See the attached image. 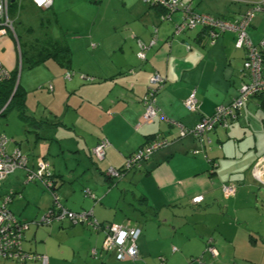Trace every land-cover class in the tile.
<instances>
[{
    "label": "crops",
    "instance_id": "crops-1",
    "mask_svg": "<svg viewBox=\"0 0 264 264\" xmlns=\"http://www.w3.org/2000/svg\"><path fill=\"white\" fill-rule=\"evenodd\" d=\"M31 6L52 12L56 35L50 34L47 42L67 48L69 62L66 67L46 57L39 63L46 76L37 88L43 101L36 107L30 92L37 86L31 85L28 74L21 76L19 87L28 116L26 136L22 141L17 136L10 138L8 151L21 150L30 167L44 157L67 209L91 212L100 224L138 229V258L133 262L158 264L162 258L166 264H264V196L256 186L261 183L253 177L254 169H264V97L250 98L234 123L209 132V143L198 154H193L200 150L197 141L189 134L179 138L177 128L170 124L192 129L200 118L236 98L246 79L244 53L235 48L236 35L224 33L213 44L201 29L174 35V17L160 22L163 11L142 0H53L49 10ZM246 9L241 5L235 19ZM195 11L212 12L210 8ZM252 24L247 34L258 44L260 40L251 35L256 30ZM153 38L156 44L145 51L144 61L139 60L137 42L149 45ZM66 72L71 73L69 78ZM154 74L165 80L155 97L158 117L151 125L137 128L142 98ZM192 92L199 106L195 113L184 107ZM156 136L168 144L143 160L139 168L125 173L118 184L153 219L143 227L130 221L108 223L113 221L110 213L116 204L112 192L93 202L81 196L80 189L83 184L101 186L106 168H121ZM103 139L109 146L104 160L96 164L90 150ZM15 173L19 188L11 194V205L17 199L19 204L11 209L8 204V210L25 222L40 219L50 196L38 184L26 183L23 171ZM225 184L235 185V194L227 199L221 189ZM199 196L203 201L193 205L191 200ZM32 225L25 231L29 235ZM39 226L48 227L34 231L33 238L42 235L40 242L33 248L23 237L22 250L45 256L47 264L66 263L64 257L78 264L77 258L85 262L89 256L109 263L113 258L108 255H116L102 251L104 231L61 221ZM161 226L167 232L162 238L157 232ZM55 234L57 248L50 243ZM210 241L216 256L206 252Z\"/></svg>",
    "mask_w": 264,
    "mask_h": 264
},
{
    "label": "built area",
    "instance_id": "built-area-1",
    "mask_svg": "<svg viewBox=\"0 0 264 264\" xmlns=\"http://www.w3.org/2000/svg\"><path fill=\"white\" fill-rule=\"evenodd\" d=\"M32 5L39 10H48L53 5V0H29ZM234 2H241L247 6L246 11L237 19L226 20L214 17L207 13H197L190 4H185L182 0H142V2L151 8H159L163 11L160 15V22L170 21L172 16L179 15L178 22L174 25V35H182L193 32L197 29H203L206 32V37L210 44H213L216 39L224 33L231 32L236 35L235 48L244 52V59L242 70L247 83H243L236 98L226 106H219L214 113L208 117H202L195 124L192 129H187L177 122H170L178 130V137L182 138L185 135H191L198 143L200 150H196L193 154H198L205 148L209 139L207 134L213 131L216 127L227 128L228 125L234 122L239 112L243 109L244 104L256 95L264 96V40L258 45H254L247 30L250 27L253 19L258 14H264V0H232ZM11 0H0V39L6 35H12L16 40L14 21L9 16V4ZM156 33V32H154ZM156 44V39H152L149 45L138 44L139 51L137 58L141 61L145 60V51ZM10 76L9 71L0 62V83L7 80ZM68 77V75H66ZM165 80L158 74L150 77L146 93L143 97V111L140 115L137 128L146 125H151L158 117V110L155 104V97ZM184 107L189 113L197 112L199 106L198 101L192 92L184 101ZM3 110V109H2ZM1 110V111H2ZM0 111V113H1ZM11 143L5 135L0 134V180L9 176L16 170H23L27 173V181L36 177L30 170L27 169V159L22 155L20 150L14 149L8 151V145ZM168 144V141L162 137L157 136L155 140L146 144L140 150L125 161L124 169L131 171L137 166L138 162L154 151L163 148ZM109 143L107 140H102L92 150L93 156L102 161L105 157V151ZM38 174L46 169V164L42 160H38ZM124 170V171H125ZM106 175L115 180L122 177V173L114 168H107ZM253 177L259 183L264 184V169L257 168L253 171ZM49 187V186H47ZM222 194L225 199L232 197L235 194V185L225 184L222 186ZM10 196L0 203V259L12 260L16 262H24L27 259L37 260L41 264H47V258L43 255H28L22 250V236L28 229L29 225H49V221L42 218L38 223L25 222L16 218L7 210V204L10 203ZM203 201V197H195L191 200L192 204H198ZM91 216L89 213L73 214L68 211H61L57 221L68 217L73 225L77 223L88 222ZM91 221H89L90 223ZM93 229H98L95 221L90 223ZM95 225V226H94ZM104 239L102 241V251L112 252L117 255L118 260H136L138 258L136 241L139 237L140 231L134 228H123L117 225H107L103 229ZM211 255L216 256L214 248L208 249ZM93 256L96 252L93 251Z\"/></svg>",
    "mask_w": 264,
    "mask_h": 264
},
{
    "label": "rangeland",
    "instance_id": "rangeland-1",
    "mask_svg": "<svg viewBox=\"0 0 264 264\" xmlns=\"http://www.w3.org/2000/svg\"><path fill=\"white\" fill-rule=\"evenodd\" d=\"M185 4H190L191 7L195 10H203L204 9H211L212 12L210 14L212 16H215L217 18L221 19H227V20H233L235 17H237L236 10L240 8L241 5H244L241 2H234L232 0H182ZM32 3H30L29 0H16V4L13 8L9 10V16L14 21L15 26V34L18 38H15L10 34L2 37L0 39V60L3 63V65L7 69L16 70L18 73L17 79L18 81L21 79V76L25 78L26 75L30 76L31 78V85L37 86L35 92H30V96L32 97L31 104L32 106L36 107L38 103L42 102L43 99L39 97V94L36 92H39L38 85L42 81V79L45 78L46 72L43 71V65L39 64L38 66L34 67H28L27 61L24 59V61L21 60L20 50L24 53V57L26 58L25 54L29 56V54L32 52H41L45 48V44L47 43V40L50 39V34L56 35V26H55V18L52 14V12L47 13L41 12L38 10H35L32 6ZM247 7V6H245ZM194 10V11H195ZM196 12V11H195ZM199 13V12H197ZM207 13V12H206ZM209 14V15H210ZM175 19V23L179 20V15L175 14L173 15ZM231 19H230V18ZM60 19V18H58ZM173 19V20H174ZM256 26V30H254L251 35H253V38L255 40H260L259 43L264 40V14H258L255 16V19L253 20V24ZM19 43V47L17 43ZM258 43V44H259ZM257 43L254 45L256 46ZM257 44V45H258ZM19 50V52H18ZM243 52L242 50H238ZM244 53V52H243ZM23 62V63H22ZM11 66V68H9ZM23 68V69H22ZM22 69V71H21ZM29 70V71H28ZM24 80H22L23 82ZM248 82V79H245V83ZM242 82L240 86L243 84ZM16 101L13 102V104L8 108V110L4 113L3 116L0 117V133L4 134L9 140H12L10 138H14L17 136V139L21 141L24 139V136H26L25 130V121L19 117V114L16 112ZM20 170H16L15 172H18ZM22 171V170H21ZM12 173L9 176L3 178L0 180V199L7 197L6 195L10 196L12 192L18 191L17 189L19 186H15L16 182H18V179L16 178L17 173ZM14 174V175H13ZM18 175V174H17ZM87 182H91V180H87ZM116 185L113 187L108 188L109 185L102 179L101 186H88L89 184H83L82 188L80 189L81 196L84 197L82 189H88L93 194L96 195L98 199H100L103 195H105L108 191L112 192L110 196H113L114 200L116 201V204H112L111 208V217H113V221H109L108 223H114V222H127L130 221L131 223H135L137 226L143 227L146 225L150 220L153 219V216L151 214H148L144 208L139 203L133 202L131 199V192L129 191L127 194L123 193L122 189L118 184L121 182L120 180L116 181ZM258 188H260L261 195L264 196V185L257 184ZM101 189L102 192H101ZM100 191V193H98ZM108 194V193H107ZM109 196V197H110ZM17 197V194L16 196ZM102 199V198H101ZM19 199L16 201H13L12 205L9 204V208L16 206V204H19ZM106 207V206H105ZM39 220V219H38ZM157 225V223H156ZM155 225V226H156ZM36 228H39V230L47 229V226H39L36 227V225H32L30 228V235L29 233L25 232L23 237L24 239H29L28 243L31 244V246L34 248V244H38L40 242V237L42 235H37L36 238H33V233ZM155 227L154 233L156 234L159 232L160 237L162 238L167 232L164 231V227H159V230L157 231ZM157 231V232H156ZM58 236L53 235V238H51L50 243L54 245L56 248L59 245L58 241L56 240ZM264 242V241H262ZM23 245L25 247L28 246L26 244V241L23 242ZM41 254L42 252H37ZM109 257H112L113 261H109V263L106 262V259H95L91 256L87 257L85 262L80 259H76L78 261V264H151L147 261H131L128 259L125 260H118L116 258V255L113 253H110L108 255ZM68 257V256H67ZM72 258H66L64 257L63 260L66 263L59 262L58 264H70ZM83 259V258H82ZM0 264H19L15 261L8 260H2L0 259ZM22 264H40L37 260L27 259Z\"/></svg>",
    "mask_w": 264,
    "mask_h": 264
},
{
    "label": "trees",
    "instance_id": "trees-1",
    "mask_svg": "<svg viewBox=\"0 0 264 264\" xmlns=\"http://www.w3.org/2000/svg\"><path fill=\"white\" fill-rule=\"evenodd\" d=\"M16 2V1H15ZM15 6V3L12 4V2L9 4V10L11 8H13ZM51 9V8H50ZM49 10V9H48ZM203 30V29H201ZM205 31V30H203ZM206 33V32H205ZM16 38H18L16 36ZM139 42H137V46H138ZM142 44V43H141ZM144 45V44H143ZM20 46V45H19ZM45 49L41 52H34L36 53L35 55H33L34 53H31L29 56L27 54H25L26 58L23 56L24 53L20 50V55H21V60L24 61V59H26L27 61V65L30 66H35V65H38L39 63H42V61H44V58L46 57H51L53 59H56L57 61H62L61 63L64 64L66 67H67V64L69 62V52H68V49L67 48H63V47H60V46H56V44L54 45H50L49 42H47L45 44ZM138 51H139V48H138ZM137 51V53H138ZM44 54V55H43ZM41 55H43V57H41ZM137 56V54H136ZM66 60V61H65ZM23 63V62H22ZM10 73V76L7 80L3 81L0 83V117L4 115V113L8 110V108L13 104V102L16 101V112L17 114H19V117H21L24 121H26V119L28 118L27 114H26V106H25V98H24V93L20 90V84H19V81L17 79V76H18V73L16 70L12 71V72H9ZM66 75H68V77H66ZM71 76V73L70 72H66L65 74V77L66 78H69ZM244 77L246 78V76L244 75ZM245 83V81H244ZM48 89H51V86L48 87ZM256 96H261V97H264L262 95H256ZM144 97V96H143ZM143 100V98H142ZM248 102V101H247ZM246 102V103H247ZM143 103V102H142ZM231 103V102H230ZM229 103V104H230ZM245 103V104H246ZM244 104V105H245ZM244 107V106H243ZM142 114V113H141ZM238 118V117H237ZM236 121V120H235ZM234 121V122H235ZM232 122V123H234ZM232 123H230L229 125H231ZM228 125V127H229ZM226 129V128H225ZM2 134V133H0ZM4 135V134H3ZM157 137V136H156ZM156 137H153L152 140H149V142H147L146 144H149L151 142H153L155 140ZM104 140V139H103ZM102 141V140H101ZM100 142V141H99ZM98 142V143H99ZM146 144H144L142 147H144ZM98 145V144H97ZM96 145V146H97ZM142 147H140L138 150H140ZM17 149V148H16ZM19 150V149H18ZM92 150L93 148L90 150V155L93 159V161L98 164L102 161H98L92 154ZM160 150V149H159ZM21 152V150H20ZM156 152V151H154ZM154 152H152L151 154L147 155L145 158H143L142 160H140L137 164L136 167H134L133 169L135 168H139L142 161L147 159L148 157H150ZM23 156L26 157L27 159V169L30 170L32 172V174H34L36 177H34V179L30 180L29 182H26V183H35V184H38L41 188H42V191L44 193H47L49 196H50V205L49 207L47 208V210L45 211V213L41 216V218L38 220V219H35V220H32V221H27L28 223H31V222H35V223H38L42 218H45L49 221V224L53 223V222H57V218L59 217L61 211L65 210V211H68V212H71L73 214H79V213H82V212H74V211H71L69 209H67L65 206L62 205V203L60 202V199H59V196L57 194V184L55 182V179H54V176L51 172V169H50V166L49 164L46 162V160L44 159V157H40L37 159V161L35 162V165L34 167H30L28 165V157L23 154V152H21ZM136 153V152H135ZM135 153H133L132 155H130L126 160H128L131 156H133ZM105 158V157H104ZM42 160V162L44 164H46V169L44 171L41 172V174H38V160ZM125 164V163H124ZM116 169V168H114ZM106 170L107 168L104 170V176H105V182L109 185L108 188L112 187V186H115L116 185V181L118 180H115L111 177H108L106 175ZM117 171L121 172L122 173V176L129 172V171H126L124 169V165L119 168V169H116ZM125 170V171H124ZM23 171V170H22ZM24 174H25V181H27V173L26 171H23ZM14 173V172H13ZM49 186V187H47ZM83 195L85 198H89L91 199L93 202H96L98 200V198L96 197L95 194H93L90 190L88 189H83ZM12 195H10V203L12 202ZM5 199V198H4ZM3 199V200H4ZM2 200V201H3ZM1 201V202H2ZM0 202V203H1ZM8 203V204H10ZM201 203V202H200ZM200 203L198 204H193V205H199ZM7 204V205H8ZM7 208V207H6ZM8 210V208H7ZM9 211V210H8ZM10 212V211H9ZM11 213V212H10ZM83 213H88L87 211H84ZM12 214V213H11ZM92 216V214H91ZM91 216L88 218V222H84V223H77L76 225H82V226H88L91 230L93 231H103L104 227H106L107 225H111V224H100L99 222H97L96 220H93L91 218ZM16 217V216H15ZM17 218V217H16ZM19 219V218H18ZM66 222V223H69V224H72L70 222V219L68 217H64L62 218V220H59L58 222ZM89 221H91L90 223H92L93 221H95V224H97V228L98 229H93L94 227L92 225H89ZM95 226V225H94ZM24 235V234H23ZM22 241H23V236H22ZM22 247V245H21ZM209 248H213V244L212 242L210 241V243L208 242L207 243V247H206V252H208L209 254H211L209 252ZM114 252V251H112ZM104 253H109V252H104ZM158 264H166L165 261L161 258L160 261L158 262Z\"/></svg>",
    "mask_w": 264,
    "mask_h": 264
},
{
    "label": "water",
    "instance_id": "water-1",
    "mask_svg": "<svg viewBox=\"0 0 264 264\" xmlns=\"http://www.w3.org/2000/svg\"><path fill=\"white\" fill-rule=\"evenodd\" d=\"M14 0H11V2H13Z\"/></svg>",
    "mask_w": 264,
    "mask_h": 264
}]
</instances>
